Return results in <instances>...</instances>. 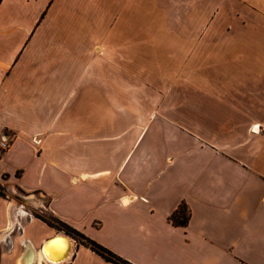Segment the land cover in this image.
Here are the masks:
<instances>
[{
	"label": "crops",
	"instance_id": "0c3cea01",
	"mask_svg": "<svg viewBox=\"0 0 264 264\" xmlns=\"http://www.w3.org/2000/svg\"><path fill=\"white\" fill-rule=\"evenodd\" d=\"M3 139L0 264H264V0H0Z\"/></svg>",
	"mask_w": 264,
	"mask_h": 264
},
{
	"label": "trees",
	"instance_id": "16d2710c",
	"mask_svg": "<svg viewBox=\"0 0 264 264\" xmlns=\"http://www.w3.org/2000/svg\"><path fill=\"white\" fill-rule=\"evenodd\" d=\"M188 218V211L184 203H180L178 208L168 217V219L178 225H184ZM49 223V222H48ZM58 225L63 227L66 231L72 232L73 234L77 235L82 241L84 245L89 247L92 251L96 254L101 256L103 259L113 263V264H131L130 262L126 261L122 257L118 256L114 252L110 251L106 247L102 246L101 244L95 242L92 239L87 238L83 234L71 229L67 225L57 221Z\"/></svg>",
	"mask_w": 264,
	"mask_h": 264
},
{
	"label": "bare ground",
	"instance_id": "6f19581e",
	"mask_svg": "<svg viewBox=\"0 0 264 264\" xmlns=\"http://www.w3.org/2000/svg\"><path fill=\"white\" fill-rule=\"evenodd\" d=\"M62 244L63 242L60 239L55 238L49 242V244L45 243L42 247L33 250L31 254L23 252L22 255H20V257L17 259V264H42L43 262L48 264H62L70 257L74 245L69 243L70 245L68 248L65 246L66 253L62 256L57 251L59 249L55 250L57 245H60V248H62ZM62 257H64L63 260H60ZM58 260L60 261L57 262Z\"/></svg>",
	"mask_w": 264,
	"mask_h": 264
},
{
	"label": "water",
	"instance_id": "95a60500",
	"mask_svg": "<svg viewBox=\"0 0 264 264\" xmlns=\"http://www.w3.org/2000/svg\"><path fill=\"white\" fill-rule=\"evenodd\" d=\"M55 238L60 239L63 242V244H64V245L62 244V246H63L62 248H59V250H57L58 253L60 255H62V256L65 255V253H66L65 246L68 248L69 245H70L69 243H72V242H71L70 238L66 234H64V233H58L57 232V233H54L53 235H51L50 237L45 238L41 242L40 247H42L45 243L46 244H49V242H51ZM26 244L27 245H30L28 241L26 242ZM64 257H62L60 260H63ZM60 260H58L57 262H59Z\"/></svg>",
	"mask_w": 264,
	"mask_h": 264
},
{
	"label": "rangeland",
	"instance_id": "374dc122",
	"mask_svg": "<svg viewBox=\"0 0 264 264\" xmlns=\"http://www.w3.org/2000/svg\"><path fill=\"white\" fill-rule=\"evenodd\" d=\"M35 215H36V213H35ZM48 222L51 224V225H54V226H56V227H59V225L57 224V222L53 219V218H51V217H48ZM72 235V234H71ZM73 237L77 240V241H82L77 235H73ZM20 251V250H19ZM18 251V252H19ZM4 252H6V248L5 247H3V248H0V254L1 253H4ZM17 252V253H18ZM14 257H15V255H14Z\"/></svg>",
	"mask_w": 264,
	"mask_h": 264
},
{
	"label": "built area",
	"instance_id": "2783aa9c",
	"mask_svg": "<svg viewBox=\"0 0 264 264\" xmlns=\"http://www.w3.org/2000/svg\"><path fill=\"white\" fill-rule=\"evenodd\" d=\"M0 146H1L2 148L5 146L4 139L1 141V143H0ZM16 227H17V228H19V227H20V225H19V223H18V222H16Z\"/></svg>",
	"mask_w": 264,
	"mask_h": 264
}]
</instances>
